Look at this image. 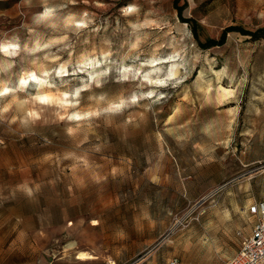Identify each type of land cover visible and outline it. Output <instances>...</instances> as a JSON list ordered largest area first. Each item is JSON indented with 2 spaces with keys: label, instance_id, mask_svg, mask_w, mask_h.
I'll return each instance as SVG.
<instances>
[{
  "label": "rangeland",
  "instance_id": "obj_1",
  "mask_svg": "<svg viewBox=\"0 0 264 264\" xmlns=\"http://www.w3.org/2000/svg\"><path fill=\"white\" fill-rule=\"evenodd\" d=\"M44 6L0 0L21 44L0 81L48 80L0 97V264H225L264 198V0H48L37 24Z\"/></svg>",
  "mask_w": 264,
  "mask_h": 264
},
{
  "label": "clouds",
  "instance_id": "obj_2",
  "mask_svg": "<svg viewBox=\"0 0 264 264\" xmlns=\"http://www.w3.org/2000/svg\"><path fill=\"white\" fill-rule=\"evenodd\" d=\"M44 7L42 9L41 12L36 13L35 17H34V22L37 24L40 23H44L45 21H51V19L53 17L56 16V12H57V8L53 7V6H48V0H44ZM85 16L87 15V13L84 14ZM77 24H81L85 26V20L83 17H81L79 20L76 19V16L74 14H69L68 16H66L64 18V25L65 27H69L71 25H77ZM51 27L55 28L56 24L52 23ZM63 39H67V37H63ZM59 41H51V43H44V44H40L39 41H37L35 43V45L31 48L28 47L27 44L24 45V51L26 52H37L39 50H41L42 48H49L51 46V44H55L58 43ZM21 51V44L19 42L18 38L15 39H10V40H6V41H0V52H2L5 56L8 57H15L19 54V52ZM56 59H58V57H55ZM45 59H48V57H45ZM94 63V61H89L86 65H84V67H90L91 64ZM12 64H6V68H11ZM84 67H81L79 70L82 71L84 70ZM56 74L58 76L61 75H68V72L66 70L65 65H61L59 69H56ZM43 77H48L50 75V73L48 71H45L42 73ZM98 75V74H97ZM93 80H96V77L93 76L92 77ZM29 80H35L37 81L36 85L39 88L40 86L46 85L48 84V80L47 79H41L38 76L35 75L34 72H28L25 73L23 76H21V78L18 81V84L15 87H10L9 83L6 81H0V96H7L9 95V93H16L17 91H22L25 88V85L28 83ZM97 85H99V80H96ZM88 86V85H86ZM80 88L75 89L74 91H72L71 93L65 92V93H61V95L64 97L62 103H67L69 105L74 104V103H79L78 100H76L75 98L78 95V92L80 91ZM153 94V93H152ZM147 95H149V93H147ZM71 96L72 99L69 100L68 97ZM33 99L35 101H39L41 103H47V102H51V100L53 99V97L51 95L48 94H44V95H36L33 97ZM101 99H103V97H101ZM15 101V97H13V102ZM13 102H9L6 103L5 105H3V107H0V120H2L4 118L3 114L4 113H8L9 110L12 108L13 106ZM120 102L125 103V101L121 100ZM113 110V105H111L109 108L104 109V111H110ZM92 115H99L98 112H92ZM78 116H76L75 118H77ZM32 119H38L39 118V114L36 111H29L26 115V117L23 118L22 123L27 124L28 120ZM73 117H69V119H72ZM16 117H13V120H15ZM72 129H69V132H71Z\"/></svg>",
  "mask_w": 264,
  "mask_h": 264
},
{
  "label": "built area",
  "instance_id": "obj_3",
  "mask_svg": "<svg viewBox=\"0 0 264 264\" xmlns=\"http://www.w3.org/2000/svg\"><path fill=\"white\" fill-rule=\"evenodd\" d=\"M254 215L249 230L238 229V249L225 260V264H264V198L254 200L248 206ZM168 264H178L171 258Z\"/></svg>",
  "mask_w": 264,
  "mask_h": 264
},
{
  "label": "snow or ice",
  "instance_id": "obj_4",
  "mask_svg": "<svg viewBox=\"0 0 264 264\" xmlns=\"http://www.w3.org/2000/svg\"><path fill=\"white\" fill-rule=\"evenodd\" d=\"M128 10H129V11H132L133 9L129 8ZM76 27L80 28V27H84V25L77 24ZM0 53H2V52H0ZM121 71H122L123 73H128V72H131L132 69H131V68H123ZM82 72H83V70H82ZM35 75H36V74H35ZM56 75H57V74H56ZM98 75H102V76L107 77V73H98ZM139 75H140V73L137 72V73H136V76H139ZM36 76H37V75H36ZM57 76H58V75H57ZM65 76H66V75H65ZM122 79L126 81V80H128V76H127V75H123V76H122ZM168 79H172V77L169 76ZM29 81H32V82H34V83H37V81H35V80H29ZM29 81H28V83L25 85V87H27V86L29 85ZM148 83H150V84H160V85H162V84H164V81H163V80H156V81H148ZM46 85H47V84H46ZM9 94H10V93H9ZM80 95H81V90L78 92L77 97H79ZM151 95H153V94H152L151 92H149V96H151ZM0 97H3V96H0ZM132 102H133V103H136V102H137V99H136L135 97H133ZM47 103H49V102H47ZM124 105H125V103H123V102H119V103L113 104V110H110V111H118V110L122 109V108L124 107ZM86 115L91 116L92 114H91V113H87ZM76 119H81V117L78 116ZM93 223H95V221H93Z\"/></svg>",
  "mask_w": 264,
  "mask_h": 264
},
{
  "label": "bare ground",
  "instance_id": "obj_5",
  "mask_svg": "<svg viewBox=\"0 0 264 264\" xmlns=\"http://www.w3.org/2000/svg\"><path fill=\"white\" fill-rule=\"evenodd\" d=\"M176 64V63H175ZM174 65V64H173ZM178 68H174V66L170 69V74H175L177 72ZM87 256V255H86Z\"/></svg>",
  "mask_w": 264,
  "mask_h": 264
}]
</instances>
